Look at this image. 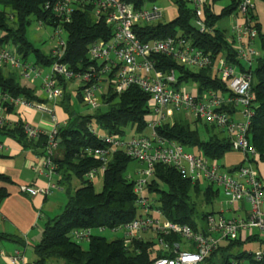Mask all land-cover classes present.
Segmentation results:
<instances>
[{"label": "built area", "instance_id": "built-area-1", "mask_svg": "<svg viewBox=\"0 0 264 264\" xmlns=\"http://www.w3.org/2000/svg\"><path fill=\"white\" fill-rule=\"evenodd\" d=\"M193 12V23L200 33L209 31L205 21V9L214 11L211 0H185ZM236 2L231 14L234 21L226 31L232 40L236 57L242 65L229 62L221 54L211 56L193 46L184 36L177 34L164 39L141 41L134 28L137 25L161 21L163 10L153 2L135 8L123 0H53L46 2L45 10L56 17L53 28L55 45L50 49L52 62L44 67L28 57H22L14 46H0V66L8 67L22 79L34 82L41 80L45 102L28 101L21 96L0 92V125L7 123L8 107L24 108L49 115L50 128L44 130L30 123L23 124L27 139L44 138L41 167L46 176L56 174L55 152L58 150V129L61 123L54 106L62 96L61 80L77 81L81 87L82 103L92 111L99 109L100 95L110 85L114 92L121 93L130 86H137L149 97L150 111L145 117V133L129 138L114 133L97 132L88 124L89 131L100 141L101 146L85 147L83 154L95 158L99 164L84 174L91 181L102 176L112 154L122 152L140 164L136 170L138 178L133 182L135 206L138 214L122 228L128 240L156 238L158 248L167 255L154 259L152 264H199L219 245L228 239H244L247 236L264 234V180L260 177L255 162L256 152L248 139L253 115L251 93V70L260 52L254 44L258 38L254 4L255 0H228ZM88 7L97 19L102 18L112 28L108 40H95L87 49L91 62L84 70L73 71L62 62L66 53L64 24L71 20L74 10ZM39 24H43L38 21ZM50 26V25H49ZM163 55L178 65L190 69L209 68L213 76L226 84L227 92L207 90L199 94L197 88L187 90L176 87L177 77L173 70L162 72L155 67L154 56ZM225 107H231L228 111ZM175 115L190 121H200L221 130L229 139L232 149L239 151L243 161L225 167L217 160L187 150L183 145L159 136L156 128ZM145 129V130H146ZM3 144L0 142V150ZM156 164L173 167L192 183H205L221 190L224 206L207 214L194 231L185 224L169 221L157 207L154 196L147 187L154 176ZM49 188L23 185L20 190L30 196L41 192L47 195ZM231 214V216H227ZM115 228V229H117ZM104 228H98L102 231ZM91 230L76 229L71 235L75 240H88ZM177 235L181 241L168 242L161 237ZM0 252V257H2ZM264 249L253 253L261 260ZM8 264H25L24 257L16 250L7 256Z\"/></svg>", "mask_w": 264, "mask_h": 264}, {"label": "trees", "instance_id": "trees-1", "mask_svg": "<svg viewBox=\"0 0 264 264\" xmlns=\"http://www.w3.org/2000/svg\"><path fill=\"white\" fill-rule=\"evenodd\" d=\"M53 0H0V46H14L18 53L26 58L32 55L33 60L42 66H49L52 62L48 53L35 48L26 37V29L31 18L41 21L45 25H56L58 20L48 10L46 2ZM140 8L145 3L156 0H123ZM176 6V16L168 21H157L150 24L137 25L134 32L141 41L164 39L177 34L184 36L191 44L211 56L222 55L232 64L242 69L236 57L232 40L227 38L226 31L216 27L217 22L230 16L236 10V2L228 1L219 12L215 11V3L211 0L214 11L205 9V21L209 31L200 33L193 23V12L185 0H172ZM264 3V0H260ZM255 19L257 17L255 15ZM258 30L257 42L260 55L251 70V93L253 96L248 139L256 152L253 162L264 163V35L260 23L256 22ZM66 32V53L62 62L73 71L84 70L91 62L87 49L95 40H108L112 35V28L102 18H95L88 7L74 10L71 20L64 24ZM155 67L162 72L174 71L177 77L176 87L188 83L195 84L199 94L207 90L226 93V84L213 76L209 68L190 69L178 65L174 60L163 55L153 57ZM71 80H61L62 96L58 106L67 115V121L58 129V150L60 157L55 158L58 184L68 195L67 202L60 214L48 219L43 226L41 239L32 249L35 256L34 264H49L51 259H60L58 264H152L154 259L167 255L158 248L156 238L128 240L124 237L108 240L100 235H90L86 249H82L75 242L71 233L76 229H115L133 220L138 214L133 193L134 180L125 175L127 165L133 161L124 153L114 152L102 174V187L99 192L93 188L91 181L84 178V174L98 166L99 162L83 154L85 147L101 146L100 141L89 131L88 124L94 122L102 132L123 136L125 128L130 126L134 135L143 133L146 129L145 117L149 113V97L137 86H130L121 93L114 92L108 85L100 95V102L104 107L92 114L81 115L75 112L69 104L67 85ZM81 87L77 94L82 103ZM0 92L13 96H21L28 101L45 102L38 96L35 89L21 84L14 72H5L0 66ZM14 108L8 107L7 113ZM232 111L231 107H225ZM200 121H190L180 115L173 116L156 128L159 136L177 142L185 148H195L197 154L217 160L233 151L227 136L221 131L214 132L215 127L203 123L207 138L203 139L197 129ZM21 121L0 125V135H5L17 141L23 147H32L38 155L43 153L44 138L29 140L23 131ZM240 164V163H239ZM73 178L79 181V186L70 193L69 186ZM0 180H8L0 175ZM66 185V187H65ZM148 193L154 196L157 207L165 218L171 222L185 224L194 231L198 230L199 222L207 214L214 212L200 209L199 203L212 205L219 197V190L207 184L192 183L176 169L164 164H156L154 176L148 187ZM6 193L0 189V200ZM199 202V203H198ZM164 240L181 241L177 235L161 237ZM14 240L23 242L12 235L0 234V240ZM255 236L244 239L225 240L218 248L210 253L199 264H264V255L256 260L253 253L233 251L244 242L256 240Z\"/></svg>", "mask_w": 264, "mask_h": 264}, {"label": "crops", "instance_id": "crops-1", "mask_svg": "<svg viewBox=\"0 0 264 264\" xmlns=\"http://www.w3.org/2000/svg\"><path fill=\"white\" fill-rule=\"evenodd\" d=\"M258 3L260 4V2H255L254 4V12L260 23L261 30L264 32V26L262 25L264 23V4L259 5ZM258 7L260 8L259 11ZM219 10H216V12H219ZM228 17H231V15ZM232 20L234 21V16H232ZM232 20L228 22V27L233 23ZM223 30L227 31L224 28ZM194 88H196L195 84L194 87L190 86L187 90ZM34 89L37 90L36 88ZM41 98L44 99V96ZM54 111L61 123L67 121V115L58 104L54 106ZM17 121L30 123L44 130L50 128L49 115L24 108L15 107L12 112L7 113V123L12 124ZM221 135L225 136L222 131ZM0 142L3 144V148L0 150V175L8 178V180H0V189L6 193V196L0 200V234L12 235L23 242V244H19L14 240H0V252L3 254L0 257V264H8L7 256L16 250L20 251L23 255L25 264L30 263V258L32 260L31 264H34L35 256L32 257V255H28L26 252V247L29 245L28 240L41 239L42 232L40 230L43 229L39 221L45 220V223L48 219L52 218L43 212L52 214V212H55L56 207L54 206V200H49L48 197H55L56 193L54 194L53 191L58 190L57 193H62L64 188L58 184L59 176L57 173L51 178L46 176L43 167H41L40 155L31 146L25 148L14 139L5 135H0ZM228 153L230 155L231 152ZM59 157L60 152L57 150L55 158ZM243 158L244 156L239 152L236 161L228 158V166L219 163L225 167H232L241 163ZM233 162H236V164H233ZM255 167L260 177L264 180V163L256 162ZM23 185H30L40 189L49 188L52 185L55 187L47 195L39 192L34 196H30L20 190V187ZM220 204L222 205L220 208H222L224 204L221 202ZM21 247L23 250H21Z\"/></svg>", "mask_w": 264, "mask_h": 264}, {"label": "rangeland", "instance_id": "rangeland-1", "mask_svg": "<svg viewBox=\"0 0 264 264\" xmlns=\"http://www.w3.org/2000/svg\"><path fill=\"white\" fill-rule=\"evenodd\" d=\"M255 2H260V4H264L262 1L260 0H255ZM228 0H219L215 3L214 7H215V11L221 9L222 7H224L225 5H227ZM155 5H157L159 8H161L163 10V15L161 18V22H168L170 20H172L175 16H176V6L173 3L172 0H156L154 2ZM259 4V3H258ZM259 4V5H260ZM147 7L150 6V3H146L145 4ZM260 10V8L258 7V11ZM260 18H261V14H260ZM232 20V16L231 17H225L220 19L217 24L216 27L220 28V29H226L227 32L229 31V27H228V22ZM233 21V20H232ZM262 25L264 26V23H262ZM262 34L264 35V32L261 30ZM53 34V28L49 25H45V24H39V22L34 19L31 18L30 24L26 29V37L27 39L32 43V45L37 48L40 49L42 52L44 53H48L50 51V49L55 45L56 42V38L52 37ZM62 39H66V34L62 33L61 35ZM255 48L260 52L259 49V43L256 41L254 44ZM10 47V45H9ZM29 59H33L32 55L28 56ZM3 70L5 72H14L13 70L9 69L8 67H2ZM44 71L47 70V67L45 66ZM18 80L21 82V84H26L32 88H36L37 90L36 93L38 96L42 97L44 96L43 91L41 90V80L38 78L36 79L33 83L26 81L24 79H22L21 77H19L17 75ZM78 86L79 83L77 81H70L66 92L69 93L70 98H69V104L70 107L77 113L81 114V115H87V114H92L94 113V111L90 110L88 107H86L83 103H80V100L78 98V94H77V90H78ZM194 87L193 83H188L186 84L184 87H186V89H188L189 87ZM100 111L104 110V107L102 106V104L99 107ZM182 116V115H180ZM203 123L201 122L197 125V129L200 133V136L205 139L207 138V133H205L204 128H203ZM92 127L99 133H102V131L100 130V128L94 123L92 122ZM148 130L146 129L145 131H143V133L147 132ZM219 130L217 128L214 129V132L217 133ZM132 135H134V130L132 127L127 126L125 128V133L122 136L123 138H129ZM190 152L196 153L197 150L195 148H191L188 149ZM230 155L225 154L223 156L222 159L219 160L220 163H223L224 165L228 166L229 163L227 162L228 158H230V160L232 161H236V159L238 158V154L239 151H236L233 149V151H230ZM233 164H236V162H233ZM140 164L136 161H131L126 168L125 171V175L132 179L135 180L138 178V175L136 174V170L140 169ZM92 184H93V188L96 192H99L101 190L102 187V177L100 175L96 176L93 180H92ZM206 184L203 183L202 187H204ZM79 186V181L76 178H73L72 181L70 182V186H69V191L70 193H72L75 188H77ZM66 187V185H65ZM54 194L56 193L55 197H48L49 200H54V203L56 206L55 207V212H52V214H47V212H43L46 215H49L50 217H53L55 215H58L61 213V211L63 210V207L65 205V203L67 202L68 199V195L66 193V191L64 190L62 193H57L58 190H54L53 191ZM224 196L221 190H219V197L213 202L212 205H205L199 203V207L200 209L202 208L203 210L206 211H210L213 210L214 212L218 211L220 209V207L222 206L220 204L223 203ZM224 206V205H223ZM227 216H231V214H227ZM45 220H40L39 224H41L42 229H43V224H44ZM40 232H42V230H40ZM123 229L122 228H117V229H108V228H104L102 231H99L97 228L96 229H92L91 230V234L92 235H100L105 237L108 240H113V239H117V238H122L123 237ZM258 238L256 240L253 241H249V242H244L241 245H239L238 247L234 248L233 251H246V252H250V253H255L257 251H261L264 249V234H259L258 233ZM41 237V236H40ZM35 239V238H34ZM40 240V238H38V240H28V246L26 247V252L28 255H32V257L34 256L33 254V249H32V245L38 243ZM75 242H77L80 247L82 249H86L88 242L86 240H75ZM21 250H23V248L21 247ZM31 258H30V263L31 264ZM62 260L60 259H51L49 260V264H58L61 263ZM243 264H247L246 262H244Z\"/></svg>", "mask_w": 264, "mask_h": 264}, {"label": "water", "instance_id": "water-1", "mask_svg": "<svg viewBox=\"0 0 264 264\" xmlns=\"http://www.w3.org/2000/svg\"><path fill=\"white\" fill-rule=\"evenodd\" d=\"M58 142H60V140L58 139Z\"/></svg>", "mask_w": 264, "mask_h": 264}]
</instances>
